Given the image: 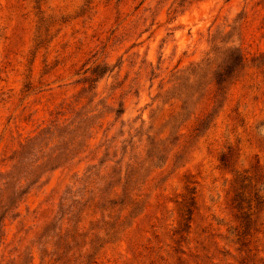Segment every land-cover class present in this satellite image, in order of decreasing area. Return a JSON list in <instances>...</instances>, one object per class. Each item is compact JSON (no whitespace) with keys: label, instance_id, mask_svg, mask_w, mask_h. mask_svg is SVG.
<instances>
[{"label":"rangeland","instance_id":"rangeland-1","mask_svg":"<svg viewBox=\"0 0 264 264\" xmlns=\"http://www.w3.org/2000/svg\"><path fill=\"white\" fill-rule=\"evenodd\" d=\"M0 264H264V0H0Z\"/></svg>","mask_w":264,"mask_h":264},{"label":"trees","instance_id":"trees-1","mask_svg":"<svg viewBox=\"0 0 264 264\" xmlns=\"http://www.w3.org/2000/svg\"><path fill=\"white\" fill-rule=\"evenodd\" d=\"M221 161H224V157L221 158ZM190 204H191V203H190ZM242 227H243L245 230L248 229V223H247V221L244 222V223H242Z\"/></svg>","mask_w":264,"mask_h":264}]
</instances>
